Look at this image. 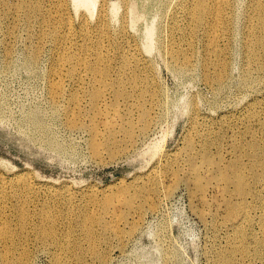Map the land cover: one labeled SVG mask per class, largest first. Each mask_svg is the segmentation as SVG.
<instances>
[{
  "label": "rangeland",
  "instance_id": "rangeland-1",
  "mask_svg": "<svg viewBox=\"0 0 264 264\" xmlns=\"http://www.w3.org/2000/svg\"><path fill=\"white\" fill-rule=\"evenodd\" d=\"M252 2L235 0L231 33L211 49L205 32L193 26L182 37L191 23L183 12L186 0H97L93 17L82 8L76 13L71 0H40L46 22L31 24L20 13L5 16L0 0V176L25 175L33 185L23 232L16 213L22 189L6 197L14 212L15 264L23 255L24 264H264V69L263 49L249 54ZM111 5L119 6L114 18ZM130 7L138 16L133 23ZM102 8L104 32L92 27L82 33V22L94 26ZM59 13L72 23L70 53L79 55L83 46L88 58L97 52L106 58L99 65L109 68L100 104L89 80L79 89L71 85L67 59L61 92L52 98L59 55L49 33ZM149 24L151 52L144 48ZM171 44L189 59L185 69H175ZM35 48L40 54L30 66L26 59ZM124 59L140 69L121 71ZM132 75L140 84H130ZM98 106L104 114L94 120ZM32 113L43 129L30 125ZM111 115L116 124L110 130L104 122ZM153 171L159 172L155 184ZM237 181L247 190L244 197L233 194ZM115 194L129 201L107 211L105 197ZM90 210L106 224L120 220L121 235L94 225L92 238L85 237L77 216ZM240 210L249 217L243 240H235L228 218ZM47 215L51 226L41 225ZM244 240L247 253L241 252ZM2 251L1 243L0 264H7Z\"/></svg>",
  "mask_w": 264,
  "mask_h": 264
},
{
  "label": "bare ground",
  "instance_id": "bare-ground-1",
  "mask_svg": "<svg viewBox=\"0 0 264 264\" xmlns=\"http://www.w3.org/2000/svg\"><path fill=\"white\" fill-rule=\"evenodd\" d=\"M73 3V9L76 13L80 12L81 8L84 12L89 14V16L93 17L94 10L97 5V0H71ZM235 0H186L185 8H183V12L190 16L191 23L189 22V28L183 30L181 33L182 37L188 35L191 30L192 26L195 29H199L205 32L206 40L208 43V48H214V43L216 38L221 40H225L226 37L231 33L230 28V12L232 10L233 4ZM2 11L4 12L5 16L8 14L13 13H20L23 16L24 23L31 24L33 20L36 18H42L44 22H46V16L44 9L40 3V0H19L16 5H9L8 0H1ZM118 5H111L110 6V13L112 18L115 17L116 11L118 9ZM252 9L253 14L250 15L249 20V40L250 44L248 45L250 49V53L252 55H257L258 49H263L260 57H262V61L260 63V69H264V0H253L252 2ZM106 13L103 8L94 23V26L90 25L88 20H84L80 27L81 32L83 33L86 29H91L94 27L100 33H103L105 30V19ZM130 16H131V23L138 20V16L135 14V10L133 7H130ZM54 20L56 21L54 24L58 25L55 30L50 31L49 34H53V40L58 44L57 53L59 58L56 62L57 67L54 69L52 73V92H53V99H56L57 94L61 92V85L58 83L61 81L62 69L66 65V59L68 60V68H67V75L70 78V83L76 89L82 88L86 80H89L90 83L94 84V92L92 93V99L100 104L104 100V96H102V88H106L107 82L106 78L109 73V68L104 67L101 68L102 62L106 61V58L102 55H98V52L93 57H87L86 52L83 55L84 47H81V52L79 55L70 53L68 48L66 47L67 44L70 42V36L73 31L72 23L67 20L64 16V13H59ZM176 21V20H174ZM253 22V23H252ZM59 29V30H58ZM177 29V24H174L172 27V31ZM58 30V31H57ZM45 34V32H44ZM153 35H154V28L151 24L146 25L144 28V36H145V45L144 48L147 52H151L154 49L153 43ZM206 43V44H207ZM217 46V45H216ZM222 53V52H221ZM39 49L35 48L26 59L28 65L32 66L36 63L39 55ZM168 54L171 61L176 65L175 69L177 71L185 69L189 65V59L185 55H181L180 52L174 45L168 46ZM105 59V60H104ZM103 60V61H102ZM218 66L225 68V64L223 62H219ZM121 71H130L135 72L140 69V64L135 62L133 65L128 62L125 65V59L123 60L122 64L118 66ZM60 77V78H59ZM58 78V80H55ZM130 84L135 86L140 84V81L137 75L129 76ZM222 79V75L219 74L216 77V80L220 82ZM118 84L119 82L115 81L112 85ZM144 84V83H142ZM143 88L149 89L148 86H143ZM151 97L153 98L154 92L149 91ZM116 96H122L123 92L117 90L115 92ZM77 101L73 100L74 106H77ZM93 118L96 120L98 115H103L104 113L101 112L100 106H98L93 111ZM110 114L107 112L106 115ZM77 113L73 112L70 117V121L76 118ZM28 122L34 128L43 129L42 121L34 114L28 116ZM116 124V117L115 115L109 116L106 121L104 122V126L107 129H112V127ZM95 129V128H94ZM96 133V131H94ZM95 137L99 139V134L96 133ZM97 141L96 139L94 142ZM192 146V145H190ZM98 144L94 145V148H97ZM152 149V147H149ZM158 171H153L150 174V179L153 184L158 180ZM224 177V176H223ZM19 187L22 189V195H20V205L17 209L16 213H19L18 225L20 231L23 232L26 227V209L25 206L27 204L26 194L33 188L32 183L25 175H16L10 181L4 180L0 176V244H3V251L1 252L2 258L7 261V264H15L14 263V252L11 251L12 239L14 234H12L11 229L9 227V218H11L14 214L13 211H9V208L6 203V197L9 193V190L14 191V187ZM233 194L241 197L247 194L246 188L241 186V182L237 181L236 188L233 191ZM103 202V206L107 208V211H112L114 204L121 205L127 204L129 199L125 198L122 195H111ZM242 201L241 203H243ZM257 208L256 206H254ZM235 208L231 207L230 211L233 212ZM260 209H264L261 207ZM242 210L238 211L234 216L230 214L231 217L228 219L230 223L228 224L231 229L234 231V239H241L243 240V233L242 228L244 226L243 221L247 220L245 214L241 213ZM260 214L264 212V210H259ZM119 217L121 216L118 215ZM245 216V217H244ZM78 222L81 226L83 234L87 238H92L91 226L94 225H103L102 228L105 232L109 234H114L115 237L121 235L119 227H120V220L116 219V221L112 224L104 223V219L99 217L95 211L90 210V212H84L77 216ZM115 220V218H114ZM113 220V221H114ZM41 225H48L51 226V222L49 216H44L43 220H41ZM234 241V240H231ZM241 252L247 253L248 246L247 242L244 240V243L241 245ZM27 259V255H23L20 264H24L23 260ZM228 264H232L229 260Z\"/></svg>",
  "mask_w": 264,
  "mask_h": 264
}]
</instances>
